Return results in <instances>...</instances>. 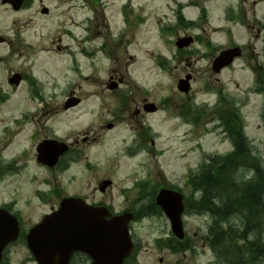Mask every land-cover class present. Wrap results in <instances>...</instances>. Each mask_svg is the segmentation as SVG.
Returning <instances> with one entry per match:
<instances>
[{
	"label": "rangeland",
	"instance_id": "1",
	"mask_svg": "<svg viewBox=\"0 0 264 264\" xmlns=\"http://www.w3.org/2000/svg\"><path fill=\"white\" fill-rule=\"evenodd\" d=\"M190 1L29 0L15 11L0 0V202L16 198L24 210L23 218L32 222L50 207L56 208L67 195H83L89 202L104 201L120 211L127 204L122 188L139 178L150 179L155 188L158 183L177 185L188 195L190 187L184 184L187 170L197 166L204 154L227 152L231 142L212 115L201 116L198 123L193 121L196 116L189 115L184 121L177 115L190 104L208 105L210 109L221 86L234 100L246 97L241 103L227 99L233 103L228 102L229 108H239L238 118L243 120L247 136L242 137L246 151L240 156L242 163L234 181L260 177L257 199L264 197V93L248 91L255 67L264 65V0H196V5ZM179 3L183 4L185 19L196 24L175 25ZM123 5L134 7V16L146 22L125 27L123 19L129 17L123 15ZM201 6L206 8L204 18H200ZM45 7L48 12H41ZM84 18L91 19L90 41H85L84 27L89 24ZM162 20L163 29H171L160 34ZM190 35L195 40L179 54L174 42ZM105 41L110 56L97 48ZM234 44L243 47L241 56L229 67L212 73L211 63L218 52ZM163 58L164 67L158 62ZM14 72L31 79L11 86L7 79ZM187 75L192 78L190 89L183 94L177 91L176 83ZM110 76L122 79L120 92H133L125 104L119 90L107 89ZM70 92L80 103L64 109ZM141 99L155 103L158 110L132 115ZM116 107H121L117 115ZM217 112L227 113L226 106ZM230 115L235 119V114ZM148 121L153 128L144 136V149L138 152L142 147H136L129 156L126 144L142 133L141 126ZM108 122L113 124L111 129L106 127ZM46 135L70 143L65 168L52 171L36 162V146ZM12 157L16 167L3 172L7 158ZM103 179L113 183L101 193L97 187ZM35 190L47 192L45 199L31 197ZM195 197L194 212L183 216L195 255L164 248L158 252L153 240L170 235V224L164 215L154 214L132 224L141 248L139 264H157L159 257L166 262L182 258L186 264L211 262V251L202 249L199 237L206 234L212 221L208 211L213 201L202 193ZM222 223V227L231 223L237 230L244 224L236 216ZM247 234L253 238L252 233ZM255 250L259 253L250 261L252 252L245 245L242 258L248 264H264V249L256 246ZM7 260L10 264H35L24 243L8 251ZM217 264H225L224 255L219 254Z\"/></svg>",
	"mask_w": 264,
	"mask_h": 264
},
{
	"label": "water",
	"instance_id": "2",
	"mask_svg": "<svg viewBox=\"0 0 264 264\" xmlns=\"http://www.w3.org/2000/svg\"><path fill=\"white\" fill-rule=\"evenodd\" d=\"M23 1L1 0L13 10H18ZM42 12L46 13L47 10L44 8ZM190 41H192L191 37L180 38L176 41V45L182 48ZM238 55H240L238 47L221 51L212 62V70L218 72ZM189 79L190 75L180 79L177 83L178 90L187 92ZM19 81L18 73L9 79V82L15 85ZM109 87L115 88L116 85L112 83ZM78 101L77 98L71 97L64 103V108L76 105ZM148 110H154V107L151 106ZM67 148L62 142L43 141L37 147L38 160L52 166ZM108 184L109 181H104L100 190H104ZM156 202L169 216L174 232L181 237L182 196L174 191L162 189L156 197ZM109 215L105 207L89 206L77 197L65 198L56 211L46 215L41 223L30 229L26 236L28 248L37 264H69L71 251L75 249L85 251L92 259L91 264H122L131 248L127 231V222L131 216L123 213L106 219ZM16 234L17 223H0V252Z\"/></svg>",
	"mask_w": 264,
	"mask_h": 264
},
{
	"label": "trees",
	"instance_id": "3",
	"mask_svg": "<svg viewBox=\"0 0 264 264\" xmlns=\"http://www.w3.org/2000/svg\"><path fill=\"white\" fill-rule=\"evenodd\" d=\"M201 17H205L204 10L201 12ZM177 20L179 23H184L180 10L177 11ZM241 133L237 129L229 130V135L235 142V150L225 156L210 158L209 162L202 166L200 176L197 179L192 178L191 186H199L204 190L205 197L212 198L214 195V199L220 202L219 204L212 202L209 207L219 221H227L232 216H236L240 222L246 223L245 230H253L257 223L264 222V206L261 198L257 199L261 184L260 177L241 183L234 181V174L242 163L240 156L246 151V143ZM261 179L264 182V176H261ZM197 180L202 183L199 185ZM217 233L214 238L215 244L218 246V253L222 257L224 255L225 264H248L249 261H245L241 254L245 244L237 240L241 236L239 235L241 231L231 229L222 231V228L218 227ZM246 243L249 251L252 252L249 260L254 261L258 251L255 250L256 246L264 249V243L257 238L247 240Z\"/></svg>",
	"mask_w": 264,
	"mask_h": 264
},
{
	"label": "flooded vegetation",
	"instance_id": "4",
	"mask_svg": "<svg viewBox=\"0 0 264 264\" xmlns=\"http://www.w3.org/2000/svg\"><path fill=\"white\" fill-rule=\"evenodd\" d=\"M110 80H116V78L114 76H110ZM133 94V92H131ZM131 93H129L128 97L131 95ZM70 96L72 94H69ZM127 97V98H128ZM139 105L135 107V109L132 111V115H142L141 113V110L142 112H145L146 114H151L152 112H147L145 110H143L145 108V105L147 104V100L145 99H141L138 103ZM141 106V108H139ZM157 111V110H156ZM146 122V121H145ZM111 125H109V129H111V127H113V124L110 123ZM141 128H143V125L141 126ZM47 138H54L56 139V137H53V136H45L43 139L41 140H44V139H47ZM85 140V138L83 139V141ZM139 142H144V137H142V134H139ZM76 143V142H75ZM108 190V189H106ZM106 192V191H105ZM18 200L16 198H10L8 201L6 202H0V208L6 210L7 212H9L11 215L15 216L18 223H20V227H22V224L23 223H35L37 220H34L32 222H29L27 219H24V210L23 208L19 207L18 204H17ZM104 203V201H99L97 202V204L99 205H102ZM129 210H131V208H129ZM49 211V210H48ZM135 215V214H134ZM21 236V228H20V232H19V238ZM21 242V240H17L15 242H12L6 249L7 253L8 251H10L13 247L19 245V243ZM163 248V247H162ZM81 255L76 253L75 254V257H74V261L76 262L78 258H80ZM157 264H164L163 262V258L162 257H159L158 258V262Z\"/></svg>",
	"mask_w": 264,
	"mask_h": 264
}]
</instances>
